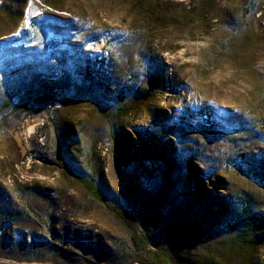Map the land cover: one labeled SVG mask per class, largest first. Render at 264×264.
<instances>
[{
	"label": "rangeland",
	"instance_id": "obj_1",
	"mask_svg": "<svg viewBox=\"0 0 264 264\" xmlns=\"http://www.w3.org/2000/svg\"><path fill=\"white\" fill-rule=\"evenodd\" d=\"M0 264H264V0H0Z\"/></svg>",
	"mask_w": 264,
	"mask_h": 264
}]
</instances>
